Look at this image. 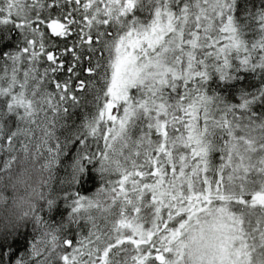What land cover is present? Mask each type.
I'll return each mask as SVG.
<instances>
[{"label": "snow or ice", "instance_id": "snow-or-ice-1", "mask_svg": "<svg viewBox=\"0 0 264 264\" xmlns=\"http://www.w3.org/2000/svg\"><path fill=\"white\" fill-rule=\"evenodd\" d=\"M9 203L0 264H264V0H0Z\"/></svg>", "mask_w": 264, "mask_h": 264}, {"label": "trees", "instance_id": "trees-1", "mask_svg": "<svg viewBox=\"0 0 264 264\" xmlns=\"http://www.w3.org/2000/svg\"><path fill=\"white\" fill-rule=\"evenodd\" d=\"M14 43H15V40L11 41V46L8 48V50H11V47L14 46ZM88 110L91 111L90 106L88 107ZM81 117H82V111L76 110V112L74 113V119L77 123L80 122ZM59 174L63 175V170H61ZM54 187H56V186H54ZM97 187H98V182L95 179H90L87 183H85L81 187L80 192L82 195H92L93 192H95ZM9 210H10V203H9V205L0 206V218L8 215ZM66 214H67V210L63 207V203L60 202L58 204L57 209L52 213L51 219L53 221H59L63 216H66ZM45 215L47 216L46 213H45ZM20 233H21V237H20V239L17 240V245L23 246L25 239L31 237V235H32L31 225L29 224L27 227L22 226L20 229Z\"/></svg>", "mask_w": 264, "mask_h": 264}]
</instances>
